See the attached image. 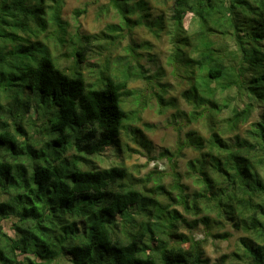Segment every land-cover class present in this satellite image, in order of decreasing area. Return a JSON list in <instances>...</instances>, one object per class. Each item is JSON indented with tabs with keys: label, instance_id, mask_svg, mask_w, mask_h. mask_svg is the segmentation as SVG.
I'll return each instance as SVG.
<instances>
[{
	"label": "trees",
	"instance_id": "1",
	"mask_svg": "<svg viewBox=\"0 0 264 264\" xmlns=\"http://www.w3.org/2000/svg\"><path fill=\"white\" fill-rule=\"evenodd\" d=\"M64 1L0 0V219L15 220L13 236L0 230V264H264V118L246 137L236 134L256 109L264 112V0H174L172 61L188 75L186 119L201 120L209 133L204 139L191 131L184 143L198 154L186 164L199 186L190 194L179 180L168 190L160 177L141 191L126 182L123 166L90 164L117 142L125 122L139 121L143 108L126 110L135 93L128 89L129 63L112 73L99 70L88 82L80 67L84 48L73 50L69 72L52 56L49 41L62 43L65 34ZM107 1L122 25L108 27L104 38L136 27L161 29V15L150 19V0ZM48 27L52 37L44 42L39 35ZM248 69L259 75L248 78L245 98L230 96ZM157 86L158 104L174 107ZM32 104L45 119L37 131L42 142L24 126ZM225 224L245 236L211 263L204 240L191 232L201 225L205 236L228 240V232L215 231Z\"/></svg>",
	"mask_w": 264,
	"mask_h": 264
},
{
	"label": "rangeland",
	"instance_id": "2",
	"mask_svg": "<svg viewBox=\"0 0 264 264\" xmlns=\"http://www.w3.org/2000/svg\"><path fill=\"white\" fill-rule=\"evenodd\" d=\"M151 20L161 15V29L153 31L145 27H136L130 33L121 31V37L111 40L109 36L103 37L107 28L111 25L121 24L116 12L110 7L107 8V0H65L61 10L60 19L65 28L62 43H56L55 39L49 38V48L53 57L57 58L60 66L66 71L74 65L73 50L84 48L85 61L80 64L82 72L88 82H92L97 76L98 71L103 73L115 72L124 64L130 66V77L128 89L135 91L130 98L126 110H136L139 108V121H129L124 123L120 136L116 143L106 146L98 155L89 158L95 167L109 168L121 165L127 170L126 182L141 191L151 189L153 179L160 177L161 183L168 189L179 180L188 194L197 190L199 186L194 179L186 174V164L188 161L198 157V154L190 146H185L187 135L194 131L202 138L207 139L209 136L206 124L201 120L189 122L186 114L191 110L182 98V94L188 88L184 69L172 61L173 44H172V25L170 17L172 16L174 0L170 1L165 7L156 4L157 0H150ZM188 6V5H187ZM188 8V7H187ZM77 11H82L76 15ZM191 15L187 12L184 27L187 28ZM122 25V24H121ZM54 27H48L46 32L39 35V39L46 41V38L52 37ZM91 35L97 36L98 41L86 44L79 40V36ZM46 36V37H45ZM220 45L226 47L232 46L229 40L218 39ZM249 63V62H248ZM247 63V64H248ZM230 64V60L228 62ZM146 71V78H140V68ZM246 66V65H245ZM244 66V67H245ZM247 71L240 79L236 90L230 93V96L243 93L248 86V78L259 75L258 70ZM147 78H149L147 80ZM164 86V100H173L174 107L163 108L156 101L155 95L160 94L161 87ZM242 98V99H243ZM239 99V98H238ZM239 108L243 107L239 103ZM143 106V107H142ZM26 110L24 126L28 134L35 133V139L42 142V133L37 135V131L44 129V118L35 115L34 105H30ZM185 115V116H184ZM225 115L220 116L223 118ZM264 118V112L256 109L247 123L239 126L238 134L240 137H246V131L257 121ZM139 130V132L137 131ZM188 142V141H187ZM180 144V146H179ZM168 154L161 156L162 152ZM158 167L161 173L152 175L148 182H144L148 174ZM178 175V176H177ZM179 177V179H177ZM173 195L175 191H172ZM3 201V198H0ZM162 200V198H160ZM1 202V201H0ZM179 212L181 208L173 206ZM187 220L192 217L186 216ZM14 219H0V230L9 236H13L12 224ZM215 231H226L230 234L228 240H214L204 235L203 227L198 225L192 230L194 238L204 240L205 256L210 262L216 261L222 254L233 251L238 243V239L245 236L242 232L234 231L230 225L225 224L223 228ZM180 232L189 234L188 229L181 228ZM58 264H67L59 261Z\"/></svg>",
	"mask_w": 264,
	"mask_h": 264
}]
</instances>
